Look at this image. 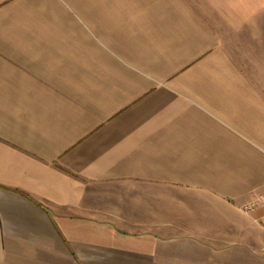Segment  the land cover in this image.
<instances>
[{
	"label": "crops",
	"instance_id": "obj_1",
	"mask_svg": "<svg viewBox=\"0 0 264 264\" xmlns=\"http://www.w3.org/2000/svg\"><path fill=\"white\" fill-rule=\"evenodd\" d=\"M263 199L264 0H0V264H264Z\"/></svg>",
	"mask_w": 264,
	"mask_h": 264
},
{
	"label": "rangeland",
	"instance_id": "obj_2",
	"mask_svg": "<svg viewBox=\"0 0 264 264\" xmlns=\"http://www.w3.org/2000/svg\"><path fill=\"white\" fill-rule=\"evenodd\" d=\"M211 23H214V25L216 26V28L220 27V24H219V20L215 17L214 20H212ZM233 39V38H231ZM242 43H245V38H240V37H235L234 38V41H231V47H232V50L234 52L233 55H235L236 59L240 60V56H239V53L238 52H235V48L237 44H242Z\"/></svg>",
	"mask_w": 264,
	"mask_h": 264
},
{
	"label": "built area",
	"instance_id": "obj_3",
	"mask_svg": "<svg viewBox=\"0 0 264 264\" xmlns=\"http://www.w3.org/2000/svg\"><path fill=\"white\" fill-rule=\"evenodd\" d=\"M260 201V202H259ZM259 201H252L247 203L246 205H244V207L242 208L244 212H253L255 211L258 207L263 206L264 207V199L263 200H259ZM262 225L264 227V215L262 217Z\"/></svg>",
	"mask_w": 264,
	"mask_h": 264
}]
</instances>
